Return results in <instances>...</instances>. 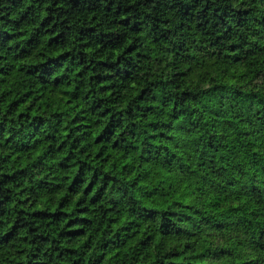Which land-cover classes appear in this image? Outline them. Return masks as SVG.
<instances>
[{
	"label": "clouds",
	"instance_id": "obj_1",
	"mask_svg": "<svg viewBox=\"0 0 264 264\" xmlns=\"http://www.w3.org/2000/svg\"><path fill=\"white\" fill-rule=\"evenodd\" d=\"M0 264H264V0H0Z\"/></svg>",
	"mask_w": 264,
	"mask_h": 264
}]
</instances>
